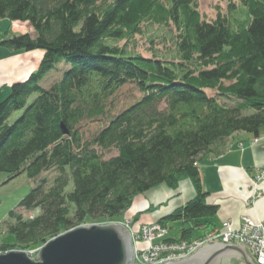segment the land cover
<instances>
[{
    "label": "trees",
    "instance_id": "16d2710c",
    "mask_svg": "<svg viewBox=\"0 0 264 264\" xmlns=\"http://www.w3.org/2000/svg\"><path fill=\"white\" fill-rule=\"evenodd\" d=\"M239 2L241 19L230 2L229 14L206 21L197 0H0V19L32 31L0 35V48L42 53L0 101V173L37 180L59 172L19 203L35 216L9 213L16 243L40 248L87 224L122 223L135 197L184 180L194 197L159 225L180 222L176 242L212 230L219 208L207 203L198 162L219 155L234 134L264 131V0ZM145 27L169 33L157 40L170 41L176 60L135 51ZM61 65L60 80L42 88ZM126 84L140 97L83 140L80 122L104 118L106 102ZM12 248L0 245V253Z\"/></svg>",
    "mask_w": 264,
    "mask_h": 264
},
{
    "label": "crops",
    "instance_id": "0c3cea01",
    "mask_svg": "<svg viewBox=\"0 0 264 264\" xmlns=\"http://www.w3.org/2000/svg\"><path fill=\"white\" fill-rule=\"evenodd\" d=\"M17 24L21 25L18 28L21 33L32 32L27 24ZM41 57L39 51L10 52L0 48V100L9 93L12 84L25 81L37 69ZM197 169L202 189L208 193L207 203L216 204L219 208L216 216L210 220L212 229L221 228L225 222L238 228L243 216L264 221V180L256 192L261 194L260 199L249 200L255 193L252 192L251 180L256 178L258 170L264 169V131L257 138L246 133L234 134L225 141L219 155L204 157L198 162ZM182 182L175 190L160 186L140 196L136 209L132 207L127 212L135 226L157 221L192 199V183L187 180ZM249 205L253 207L249 208ZM148 206L155 207L154 213L137 218L138 211H145ZM232 264L243 263L237 260Z\"/></svg>",
    "mask_w": 264,
    "mask_h": 264
},
{
    "label": "rangeland",
    "instance_id": "374dc122",
    "mask_svg": "<svg viewBox=\"0 0 264 264\" xmlns=\"http://www.w3.org/2000/svg\"><path fill=\"white\" fill-rule=\"evenodd\" d=\"M230 2H232V4L235 6V8H234L235 10L233 9L234 10L233 13H235L234 16L241 19L242 15H243V13H242L243 8L241 7L239 0H197L198 8H199V12L201 14V17L206 21H211L212 19H214L217 16L218 13H221L224 15L229 14L228 7H229ZM19 26H21V25L14 23V22H9L8 20L0 19V32L3 34H5V33H7V35H13V33L20 34L22 31L18 29ZM143 31H144V35L137 36L133 42L136 46L134 45L135 46L134 47L131 45L135 49L136 52H138L139 54H141L145 57H152V56L154 57L155 56V57L163 58L166 60H170V59L176 60L175 49L173 50V48L170 46V41L167 43L168 45L166 47L162 44V42L158 43V40L161 39L160 37L162 35H164L166 38L169 39L170 35H169V33L166 32V30L160 29L157 27H145L143 29ZM153 38H155L154 43L149 44L148 41L153 39ZM120 44H123V43H120ZM65 68L66 67L63 65L59 66V68L56 71L50 73L44 80H42L39 83V85L42 86V88H44V89H48L50 86H52L54 83H56L60 80L61 73L63 72V70ZM139 97H140V93L138 92V90L134 84H126L125 86L121 87L114 95H112L110 97L109 101L106 102L107 114L104 118L99 119L98 121L84 120V121L80 122V124L77 127V130L80 133L82 139L86 140V139L91 138V136L96 134L99 130H101L107 124V122L109 121L111 116L119 113L122 110L127 109L129 106L134 104L135 101ZM4 98H2V100ZM232 104H233V102H227V105H232ZM113 155H115V152H112L108 156L110 157ZM262 172L264 175V169H260L257 171L258 175L261 174ZM58 175H59L58 171L50 170V171L44 173L40 179L45 180V182L49 183V185H50L52 183V181ZM259 176H261V175H259ZM40 179L31 180L26 176L25 173H22L16 177H14L11 180H8V176L5 173H0V245H12L13 248H12L11 252L12 251L13 252H26L32 258H35V255L37 254V252L39 251L40 248L30 247L29 249H26L25 247H23L24 245H19L18 243H16L15 237L12 234L7 232V226L9 223L13 222L9 217V213L12 211H15V212L17 211L18 214H20L25 219L31 218L37 214V212H33V213H26L25 212L24 213L22 211H19L20 209H18V205L21 202V200L26 195H28V193L31 191V189H33L38 184V180H40ZM263 180H264V177L261 181H263ZM187 181L189 182V180H187ZM260 182H259V184H260ZM182 183L183 182H180V185ZM251 184H252V192H257L258 191L257 189H259L258 188L259 184L252 181V180H251ZM256 184H258V185H256ZM161 186H163V185H161ZM70 189L71 188L69 186L67 191H70ZM142 195H144V194H142ZM142 195L135 197V199L133 200L134 206H131L129 208V210H127L123 214L124 218L122 219V221L124 220L126 222V224H128V225H129V222L131 223L128 226L129 227L128 229L131 232H134V231L141 232L143 227L149 228L152 225H159L158 221L162 218V217H160L157 221H154L151 223H145V224L140 223L139 225L135 226V224L132 222V219L129 218L131 215L127 214V212L130 211V209L132 207L134 209H136L135 207L139 203V201H137V199ZM133 203H132V205H133ZM149 208H151V211L147 213V210ZM147 210L138 211L137 218H141L142 216L150 215V214L154 213L155 207L148 206ZM125 215L127 216V218ZM244 218H246V219L248 218V219L252 220L253 223L258 221V220H254L248 216H243L242 221ZM120 221L121 220L114 222V223L100 222V223H95V224H91V225L87 224L84 227L92 226V225L103 226V225H109V224H120L119 223ZM226 223H228L229 227H231V224L229 222H226ZM241 224H242V222H241ZM182 227L183 226L180 222L168 223L167 227L165 226L166 230L168 231L166 238L164 237L165 241L178 240L180 237V232H181ZM220 229L221 228H219L218 230H220ZM230 229L233 230L236 228L231 227ZM211 231H213V229L206 231V232L199 233L198 235L195 236V238H193L192 240H189V243H194V242H198L201 240H206L199 248L206 246V245H209V244H214V243H221L222 245L228 244L231 246H239L237 243H234V242L223 244L222 242H219V240L216 241L213 238L210 241H208L207 237ZM156 241L160 242V240H155V241L152 240L151 242H147V243L144 242L143 245H141L140 247L137 246V248H140L141 250L150 248V246H153ZM174 242H176V241H174ZM179 242L180 241H178L177 243H179ZM132 246H134V244H132ZM199 248H197L195 251L190 253L186 258L192 256ZM244 249H245L248 257L253 259L254 264H258V262H256L255 257L251 253L250 249L245 247V246H244Z\"/></svg>",
    "mask_w": 264,
    "mask_h": 264
},
{
    "label": "water",
    "instance_id": "95a60500",
    "mask_svg": "<svg viewBox=\"0 0 264 264\" xmlns=\"http://www.w3.org/2000/svg\"><path fill=\"white\" fill-rule=\"evenodd\" d=\"M129 232L120 224L92 225L68 231L40 247L35 258L26 252L0 254V264H133ZM254 264L244 246L214 243L179 262L163 264Z\"/></svg>",
    "mask_w": 264,
    "mask_h": 264
},
{
    "label": "built area",
    "instance_id": "2783aa9c",
    "mask_svg": "<svg viewBox=\"0 0 264 264\" xmlns=\"http://www.w3.org/2000/svg\"><path fill=\"white\" fill-rule=\"evenodd\" d=\"M261 175V176H259ZM256 176L252 181L259 184L263 179V172ZM263 176V177H262ZM256 184V185H258ZM131 223L129 222V225ZM132 235L131 241L134 250L133 264H163L165 262H178L187 257L190 253L199 248L206 240L189 243V248L185 249L182 242L165 241L168 231L161 225H152L149 228L143 227L141 232H131L126 222L120 223ZM228 223H223L221 229H213L207 237L210 241L212 238L216 241L226 243H237L250 249L251 253L258 264H264V221L254 222L244 218L242 224L236 229H230ZM165 237V238H164ZM164 238V239H163ZM163 239V240H162ZM152 240H160L155 242L150 248L141 250V245ZM1 254V253H0Z\"/></svg>",
    "mask_w": 264,
    "mask_h": 264
},
{
    "label": "bare ground",
    "instance_id": "6f19581e",
    "mask_svg": "<svg viewBox=\"0 0 264 264\" xmlns=\"http://www.w3.org/2000/svg\"><path fill=\"white\" fill-rule=\"evenodd\" d=\"M254 195H256V196H254ZM254 195L252 194V196L249 198V200H253V201H257V200H259L260 199V197H261V194H259L258 195V193H254ZM184 205V204H183ZM253 206H250L249 205V208H252ZM179 208V207H178ZM261 221H263V220H261ZM122 226V225H121ZM240 226V225H239ZM130 235V234H129ZM132 237V235H130V238ZM199 239V238H198ZM180 242H182L183 244V247L185 248V249H188L189 248V241H187V240H182V241H180ZM186 258V257H185ZM184 258V259H185ZM183 260V259H182ZM179 262V261H178Z\"/></svg>",
    "mask_w": 264,
    "mask_h": 264
}]
</instances>
